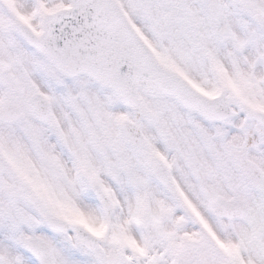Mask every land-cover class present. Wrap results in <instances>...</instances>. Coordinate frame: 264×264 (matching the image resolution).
I'll list each match as a JSON object with an SVG mask.
<instances>
[{
  "label": "snow or ice",
  "instance_id": "1",
  "mask_svg": "<svg viewBox=\"0 0 264 264\" xmlns=\"http://www.w3.org/2000/svg\"><path fill=\"white\" fill-rule=\"evenodd\" d=\"M0 264H264V0H0Z\"/></svg>",
  "mask_w": 264,
  "mask_h": 264
}]
</instances>
